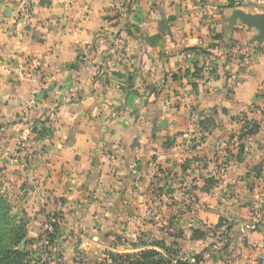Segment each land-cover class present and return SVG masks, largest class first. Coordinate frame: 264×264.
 <instances>
[{
	"label": "crops",
	"instance_id": "0c3cea01",
	"mask_svg": "<svg viewBox=\"0 0 264 264\" xmlns=\"http://www.w3.org/2000/svg\"><path fill=\"white\" fill-rule=\"evenodd\" d=\"M129 1L0 0V191L67 262L264 264V42L229 22L264 0Z\"/></svg>",
	"mask_w": 264,
	"mask_h": 264
},
{
	"label": "rangeland",
	"instance_id": "374dc122",
	"mask_svg": "<svg viewBox=\"0 0 264 264\" xmlns=\"http://www.w3.org/2000/svg\"><path fill=\"white\" fill-rule=\"evenodd\" d=\"M0 196L5 199L4 193L1 191ZM19 221L20 220L15 219V216L12 214V207L9 202H0V264H17V258L6 259L7 257H4V255L7 250H10L7 248L11 246L16 248L14 250L21 251L23 242L28 238L26 236L25 223ZM164 241L165 244L162 242L163 245L168 244L166 240ZM116 242L118 243V240ZM132 245L133 244H129V246ZM44 250L45 253L48 254H45ZM146 250L160 253L161 258L138 259V257H136L141 251ZM61 251L59 249H28V257L22 264H177V262L182 264L188 262L190 264L189 258L187 257L190 255L186 254L188 250L174 248L171 245H167L165 251L162 249H101L100 253L98 252L95 256H89L87 258L80 253V250L71 249V255H69L71 258L70 262H67L68 259H64L66 253ZM63 252L65 255H63ZM109 254L121 256L128 255L131 258L112 261Z\"/></svg>",
	"mask_w": 264,
	"mask_h": 264
},
{
	"label": "trees",
	"instance_id": "16d2710c",
	"mask_svg": "<svg viewBox=\"0 0 264 264\" xmlns=\"http://www.w3.org/2000/svg\"><path fill=\"white\" fill-rule=\"evenodd\" d=\"M133 1L134 0H130L129 1L130 4L133 3ZM189 51H192V50H189ZM196 74H197V70L194 72V75H196ZM6 201H7L6 198L4 199V197L0 196V202L5 203ZM50 225L54 226L55 224L52 223ZM43 237H46L48 239V241H49V244H51L52 241L54 240V232L52 231L50 233L49 232L47 233V231H45L43 233V235L36 236L35 238L28 237L23 242L21 251H16V250H14L16 248L11 246V247L7 248V249H10V250H7L5 252L4 257H7L6 259L17 258L16 259L17 260V264H22V262L28 257L27 250L28 249L37 250L38 249V244L40 243V241L42 240ZM131 250H135V249H131ZM162 250L165 251V249H162ZM44 253H45V250H44ZM45 254H48V253H45ZM109 256H111V260L112 261H114L116 259H126L127 260L128 258H131L128 255L121 256V255H117V254H115V255L109 254ZM136 257H138V259H140V258L141 259H149V258H153V257L161 258V255H160V253H158L156 251L146 250V251H141L138 255H136ZM192 259H193V262L190 263V264H199L201 262V259H200L199 255H194L192 257ZM177 264H182V263L177 262ZM184 264H189V263L187 262V263H184Z\"/></svg>",
	"mask_w": 264,
	"mask_h": 264
},
{
	"label": "water",
	"instance_id": "95a60500",
	"mask_svg": "<svg viewBox=\"0 0 264 264\" xmlns=\"http://www.w3.org/2000/svg\"><path fill=\"white\" fill-rule=\"evenodd\" d=\"M163 20L164 18L161 17V21ZM237 20L248 28H254L258 31V35L254 38L255 42L259 44L264 42V15H249L240 11H234L229 22L233 25Z\"/></svg>",
	"mask_w": 264,
	"mask_h": 264
},
{
	"label": "built area",
	"instance_id": "2783aa9c",
	"mask_svg": "<svg viewBox=\"0 0 264 264\" xmlns=\"http://www.w3.org/2000/svg\"><path fill=\"white\" fill-rule=\"evenodd\" d=\"M65 1L66 4H71L73 3L75 0H63ZM137 0H134L133 3L131 4H134ZM28 15H29V4H25L22 9L20 10V13H19V22H25L28 18ZM195 54L192 52V51H185L183 54H182V57L185 59V60H191L192 58H194ZM14 63H10L11 67L13 66ZM19 67V66H18ZM21 68V67H19ZM31 124H27L28 128L26 130V134L21 138L20 140V145L19 146H22L24 143H26L28 141V137H29V134L31 131L34 130V128L30 127ZM47 232H50V228H48ZM49 241L46 237H43L42 240L40 241L39 243V246H40V249H46L49 247Z\"/></svg>",
	"mask_w": 264,
	"mask_h": 264
}]
</instances>
